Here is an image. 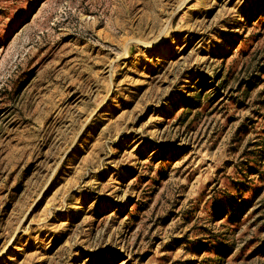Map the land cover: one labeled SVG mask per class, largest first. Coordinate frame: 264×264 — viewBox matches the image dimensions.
I'll return each mask as SVG.
<instances>
[{
  "label": "rangeland",
  "instance_id": "obj_1",
  "mask_svg": "<svg viewBox=\"0 0 264 264\" xmlns=\"http://www.w3.org/2000/svg\"><path fill=\"white\" fill-rule=\"evenodd\" d=\"M0 264H264V0H0Z\"/></svg>",
  "mask_w": 264,
  "mask_h": 264
}]
</instances>
